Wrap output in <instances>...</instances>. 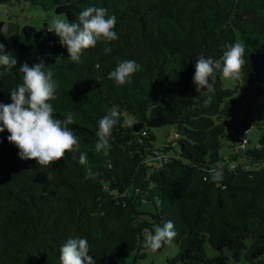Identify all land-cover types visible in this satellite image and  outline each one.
<instances>
[{"label": "trees", "instance_id": "trees-1", "mask_svg": "<svg viewBox=\"0 0 264 264\" xmlns=\"http://www.w3.org/2000/svg\"><path fill=\"white\" fill-rule=\"evenodd\" d=\"M21 1L70 22L87 7H104L116 17L119 38L109 54L98 42L74 63L54 32L15 25L3 33L0 25V44L17 59L10 71L0 67V103H11L9 91L22 83L20 65L51 64L59 82L54 117L73 113L69 127L99 173L86 178L79 153L48 166L21 160L7 130L0 132V264H61L60 246L76 236L89 241L96 264H141L145 233L169 220L177 235L168 264H264V116L252 146L248 138L242 144L246 126L239 131L230 116L250 85H264V0L0 3ZM239 40L246 49L237 85L225 87L217 74L214 93L197 92L195 62L201 55L218 60ZM123 59L141 68L118 86L108 73ZM114 105L121 118L104 156L95 151L97 121ZM169 124L176 148L155 149L154 129ZM218 165L223 178L215 181Z\"/></svg>", "mask_w": 264, "mask_h": 264}, {"label": "clouds", "instance_id": "clouds-1", "mask_svg": "<svg viewBox=\"0 0 264 264\" xmlns=\"http://www.w3.org/2000/svg\"><path fill=\"white\" fill-rule=\"evenodd\" d=\"M79 22L54 19L52 27L48 29L59 38V43L67 49L68 58L74 63H82L84 50L95 47L101 42L103 52L112 51L111 42L119 37L113 30L116 17L108 15L104 7L90 6L79 13ZM226 50L218 60L203 55L195 62V72L192 82L196 91L206 89L215 92L217 74L224 78H238L244 65L243 59L246 43L243 40L225 45ZM17 65L14 55L5 51L0 44V67L9 71ZM51 65V64H50ZM43 62L29 67L26 63L20 65L23 81L11 89V103H0V132L7 130V140L18 149L21 160H35L36 164L48 166L64 158L67 152L79 153V163L86 167V178H94V173L88 163L87 153L81 150L80 138L70 125L75 124L72 112L66 118L54 117L55 109L50 103L57 99L59 82L54 79V69ZM141 66L134 59L120 60L115 68L108 73V79L116 85L132 82V76ZM211 81V82H210ZM121 118L118 106H113L106 115L98 121L95 143L96 153L107 156L111 148L110 138L113 128ZM131 125V121L128 122ZM73 159H76L73 156ZM51 179V175L48 177ZM223 178V168L218 165L212 173V179L219 181ZM177 235L172 221H165L157 226L154 234L145 233L143 246L152 252L160 249L164 244L171 243ZM90 245L86 238L79 236L68 238L59 248L61 264H96V260L89 255Z\"/></svg>", "mask_w": 264, "mask_h": 264}, {"label": "rangeland", "instance_id": "rangeland-1", "mask_svg": "<svg viewBox=\"0 0 264 264\" xmlns=\"http://www.w3.org/2000/svg\"><path fill=\"white\" fill-rule=\"evenodd\" d=\"M62 19L63 16L55 15L53 10H45L39 5L31 4L28 1L0 3V25L3 33H8L9 27L23 25H31L38 30L50 29L54 19ZM240 77V75H239ZM238 77V78H239ZM238 78H224L223 85L225 87H234L237 85ZM231 121L237 126L239 131H243L241 126H246V140L250 142L248 146H252L257 141L256 123L258 119L264 116V85H250L246 90V95L242 99L240 106L232 111L230 114ZM155 141L153 146L155 149H160L172 143L176 148V143L173 139L177 136L175 126L172 124L162 125L154 129ZM226 146H223L221 152H227ZM171 153L172 151H168ZM141 209L144 211H152V205L142 203ZM206 250L211 253V248L206 245ZM142 253L146 254L145 257L137 258V263L141 264H168L167 259L171 258L176 253V246L173 243H167L164 247L152 252L150 249H145ZM134 254L131 253L128 261H132ZM230 264H249L245 262Z\"/></svg>", "mask_w": 264, "mask_h": 264}, {"label": "built area", "instance_id": "built-area-1", "mask_svg": "<svg viewBox=\"0 0 264 264\" xmlns=\"http://www.w3.org/2000/svg\"><path fill=\"white\" fill-rule=\"evenodd\" d=\"M246 138L245 137H243V139H242V144H245L246 143Z\"/></svg>", "mask_w": 264, "mask_h": 264}]
</instances>
